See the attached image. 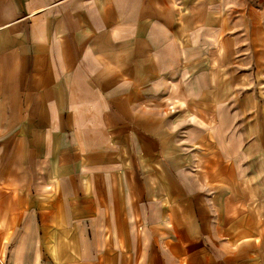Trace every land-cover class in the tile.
<instances>
[{"label": "crops", "instance_id": "0c3cea01", "mask_svg": "<svg viewBox=\"0 0 264 264\" xmlns=\"http://www.w3.org/2000/svg\"><path fill=\"white\" fill-rule=\"evenodd\" d=\"M264 0H0V264H264Z\"/></svg>", "mask_w": 264, "mask_h": 264}, {"label": "rangeland", "instance_id": "374dc122", "mask_svg": "<svg viewBox=\"0 0 264 264\" xmlns=\"http://www.w3.org/2000/svg\"><path fill=\"white\" fill-rule=\"evenodd\" d=\"M262 98H264V86H263V95H262Z\"/></svg>", "mask_w": 264, "mask_h": 264}]
</instances>
